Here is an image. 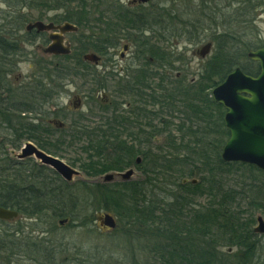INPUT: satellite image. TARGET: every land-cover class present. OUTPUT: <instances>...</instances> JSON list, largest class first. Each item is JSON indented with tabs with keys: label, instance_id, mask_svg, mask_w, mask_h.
I'll return each mask as SVG.
<instances>
[{
	"label": "trees",
	"instance_id": "obj_1",
	"mask_svg": "<svg viewBox=\"0 0 264 264\" xmlns=\"http://www.w3.org/2000/svg\"><path fill=\"white\" fill-rule=\"evenodd\" d=\"M17 1L27 3L25 0ZM44 1L49 2V0ZM66 1H69L70 5L74 0ZM77 1L83 9H86L87 0ZM90 1L97 7L103 5V0L102 2L101 0ZM200 1L204 11L203 15L206 16L202 19L213 20L216 33L220 32L218 24L221 19H224L222 24L228 27L234 18L260 4V2L254 4L256 0H208V11H206V0ZM170 2L171 0H165L163 4L164 18L162 20L151 21L150 17L140 18L141 16L138 17L136 14L132 16L126 12L124 22L139 32H145L147 27H153L152 30L156 26L165 27L168 23L185 24L181 19L176 20L178 17L174 14V6L169 5ZM55 3L63 5L60 1H55ZM168 9H171L170 15L166 14ZM80 11L83 12L73 14L68 20L78 25H86V22L90 21L87 16L94 14H89L85 10ZM95 13L97 16L94 21L100 24V29L101 26L104 28L102 32L100 30V33L94 32L96 34L94 44L90 45H94L92 47L95 51L104 52V47L114 43L110 35L115 33L114 25L116 21H119L116 20L119 17L116 19L111 15L108 17L106 13L108 14L109 11L104 12L101 9H96ZM22 17L24 16L20 12L14 20H9L8 28H0V30H15V32L0 31V127L11 130V135L14 136L9 140L12 145H16L15 147H18V139L23 137L32 138L38 142L43 141L36 137L40 131L37 125L27 122L21 116L22 112L29 110L26 97L15 99L17 96L15 92H12V81L8 78L17 63V57L20 56L27 42L25 38L30 36L28 33L16 32L22 29L19 25L23 23ZM201 21L196 18L190 26H198ZM227 21L229 22L226 26ZM188 22L182 28L180 35H188L189 38L194 34L196 38L195 30L187 28ZM236 36L228 28L217 35L221 41L220 49L208 62V69L199 77L202 81L199 82L198 79V86L195 89L177 85L168 89L160 86L158 82L156 86L151 82L148 85V98L146 99L149 105L154 107L159 105L162 109L164 105L175 108V103L180 99L183 100L186 107V113L183 112L185 123L177 129L181 137L177 138L174 132L170 131L167 123L165 125L168 128L153 123L158 112H147V110L143 111V116H139L147 120L144 126L147 128L146 131L143 128L139 130L140 132H130L125 137L120 136L122 132L115 127V124L116 122L124 123L120 121L125 120V117H121V120L120 118H108L107 121L104 120L103 128L98 127L95 132L86 134L88 147L83 149L88 155L86 160L82 161L81 167L87 174L96 176L109 170H120L130 166L133 162L139 166L134 158L141 154L142 161L146 164L145 168L143 165L139 166L145 175L144 180L107 184L84 183L86 191L84 190L82 196L74 195L66 186V182L62 181L59 186L48 181L44 184L34 182L30 186L23 187L27 176L12 171L18 165L7 156L4 163L0 162V206L17 210L19 215H26L37 225L42 217L48 214L53 219L69 217L72 222L81 220V227L88 226L84 229L87 231L90 230V224L87 222L89 220L80 218L82 216L80 204L110 211L118 217L119 222L127 230L133 231L132 238L126 235L130 249L137 246L132 243L134 240L138 244L140 240L144 241L141 249L152 256L153 264H255L254 258L260 247L251 227L255 220L244 218L243 211L234 206L240 198V193L236 189L225 188L222 175L227 167L234 165L248 166L251 170H258L263 174L264 171L250 164L222 160L221 152L230 137V131L223 119L224 108L213 99L211 91L207 95L204 94L205 90L212 89L222 82L227 74L237 66L251 75L259 73L260 66L257 62L249 60L243 65L237 61L241 58L247 59L248 51L264 46V42L257 45L244 42V48H241L240 39ZM141 46L140 52L144 55L148 52L147 46L143 43ZM222 47L224 48L221 49ZM151 51L149 53L154 54V58L162 57L157 51L154 53ZM150 57L153 58L151 55ZM146 60L149 61V58ZM57 73L61 75L62 71L58 70ZM50 75H53V71ZM148 76L149 79H154L153 75ZM4 94L9 96L4 97ZM205 107L210 110L211 114L206 112ZM16 112L19 114L17 115ZM149 113L155 114L153 116ZM163 134H167V139L164 146H159L155 138ZM129 136L132 139H128ZM186 137L189 139L185 142ZM4 139L7 140V138ZM4 144L5 142L0 141V155L7 153L2 147ZM54 145L55 143L40 146L50 154H55V151L51 150V147L56 148ZM178 167L182 169L177 170ZM186 169H188L187 172H185ZM195 176L199 177L197 183L183 181L185 178ZM166 191L171 200L168 198L169 202L161 206L159 203L162 197L159 195L160 192ZM204 195L207 201L202 206L196 201ZM208 197H210L209 200ZM251 204L258 206L255 202ZM84 210L86 213L87 210L85 208ZM181 217H186V219ZM0 222L8 223L4 220ZM14 230L10 231L6 227L0 230V259L5 256L8 258L22 257L23 259L30 257L31 260L38 261L42 258L44 264H52L54 256L44 236L40 237L38 234L32 238L23 236L21 228ZM135 234L141 236L137 235L135 238ZM224 246L228 248L226 251L221 249Z\"/></svg>",
	"mask_w": 264,
	"mask_h": 264
},
{
	"label": "rangeland",
	"instance_id": "obj_2",
	"mask_svg": "<svg viewBox=\"0 0 264 264\" xmlns=\"http://www.w3.org/2000/svg\"><path fill=\"white\" fill-rule=\"evenodd\" d=\"M25 1L27 3H22L17 0H0V28H8L9 20H14L20 12L24 16L22 17L23 23L19 24L22 26V29L20 28V34H25L27 31L32 30H35L36 32L47 31L45 32L46 34H50L53 31L60 32L58 28L53 30H38L37 27L28 29L30 24H34L36 22H42L45 24L52 23L56 27H60L64 23H71L77 28L76 30L64 33V41L71 47V53L68 56L62 55L63 57L59 58L52 57L54 54L45 53L44 50L47 45H44L41 40H33L29 42L25 41L26 43L24 48L21 51L20 56L16 59L17 63L10 72L11 76L9 78L12 81L14 89L30 86L36 77L41 76L40 73L44 72V68L52 70L51 65H53L54 62H60L65 64V66L69 68V71H71L74 75V78L72 79H74L75 82L71 86V89L74 91H76V86H81V90L86 91L87 93L89 91V86H95V82L93 81L94 74H96L95 76H97L101 82L105 83L108 88L113 85L115 80H117V78L114 77V74H117L119 77H123L125 73H130L133 70L136 71L141 64H143V66H147L150 74L154 76L152 82H158L160 83V86L168 89H172L177 85L178 87L181 86L184 88L192 87L193 90L196 86H198L197 81L199 77L202 73L205 74L208 69V62L220 49L221 41L217 37L220 32L226 31L228 28L230 31L235 33L237 35L236 37L240 39L241 44L239 46L241 48H244V42L251 43L252 45L264 42V0H256L254 4L257 2H260V4L251 8L248 11L249 13L246 12V10V13L244 12L240 16L234 18L228 27H225L222 24L224 19H221L218 24V30L220 32L217 33L214 32V25L212 23L214 22L213 20L205 21L202 19L205 15H203L204 11L200 5V0H171L169 5L174 6V14L178 17L176 20L181 19L185 22V24L188 20H191L187 23V28L190 27L192 31L195 30L194 33L197 35L196 38L194 34L189 38L188 35H180L182 28L185 26L183 23H168L165 27L158 28V26H156L153 30V27H147L145 32H139L125 24L124 16L126 12L132 16H134V14L138 17L141 16L140 18L150 17L151 21L162 20V18H164L163 4L165 0H148L147 2L137 0L135 3L132 2L133 0H103V5H99V7L92 4L90 0H87L88 3L86 9H83L77 0H74L70 5L69 1L67 2L66 0H54V2L53 0H49V2L38 0L35 3H33V1L36 0ZM55 1H60L63 5L56 4ZM207 2L208 0H206L205 5L206 11H208ZM96 9H101L104 12L109 11L108 14L106 13V16L108 17L110 15L115 19L119 17L116 19L119 21H116L114 25L115 33L112 36L110 35L111 40L114 41V43L104 47V52H97L92 47L94 45H90L94 44V35H96L94 32L100 33V30L102 32L104 28V26H101L102 28L100 29V24L94 21L97 16V13H95ZM80 10H85V12H88L89 14H94L87 16V19L90 21L86 22V25H78L75 24V22L68 20L73 14L75 15L83 12ZM166 14L170 15L171 9L166 10ZM196 18H199L202 21L198 23V26H190V23H192V21H196ZM228 22L229 21H227L226 26L228 25ZM195 27L197 29V33ZM216 39L218 40L217 43ZM141 41L145 46H147L146 50L148 52L146 54L144 53V55L140 52V50H142ZM208 42H212V49L206 57L202 58L197 51H199L201 47ZM125 43H130V50L126 52V59L121 60L120 54L123 51L122 48ZM223 48L224 47L221 49ZM149 51L152 53L157 51L159 56L162 55V58H154V54H150ZM89 52H94L101 56L102 59H100L101 62L98 67L90 66L89 64V66H86L87 64H81L83 61V54H87ZM150 55L153 56L155 60V63L152 65L147 64L149 61L146 60V58L150 57ZM249 60L250 59L247 57V59L241 58L237 62H241L245 65ZM66 75L73 77L70 73ZM157 76L159 78H157ZM200 81L202 80L199 79V82ZM86 82H88L86 85L87 87L83 85ZM211 90L212 89L205 90L204 94L207 95ZM28 92L31 93L28 94L29 103L27 106H29L31 111L26 113V120L31 121L33 118L41 120L43 118L45 121L47 117L40 113L52 110L55 106L53 104L55 101H52L51 103L48 98L49 100H46L47 103L39 108L40 97H37L32 92V89H29ZM67 93L63 97V102L61 101V106H63L64 103L67 104L72 98V94ZM105 93L108 97H110V92L108 90ZM102 97L103 96H101V98ZM122 98L129 100L135 99V96L134 94L132 97L124 95ZM96 99L93 101H91V99L86 101L84 100L82 111H79L76 115H65V118L62 119V122L64 123V126H62L63 128H61L58 132H55L58 137L53 138L55 140L60 138V140L63 141L60 142L62 145H57V143H55L54 147L56 148L51 147V150L55 151V154L52 155L61 159L64 163L77 171L71 180H66L52 165L43 163L35 154H28L24 156V147L28 146L26 145L27 142H32L27 140L26 137H23L18 139V147H15L16 145H12L9 140L10 137L14 136L11 135V130L6 128L3 129L1 127L0 141L5 142L2 147H4L7 153L0 155V162L4 163V159L9 156L11 160L17 163L18 166H15L12 171L17 172L20 175L25 174L27 176L23 183L24 185H22L23 187L25 185L30 186L31 184H34V182L44 184L48 181L59 186V183L62 181L66 182V186L70 188V191L74 195L77 196L84 195V190L86 191L85 186L83 185L84 183L107 184L113 182L144 180L145 175L139 166L143 165L145 168L146 164L142 161L143 157L141 154L136 155L134 158L141 159L139 166H136L135 162H133L126 168L120 170H109L96 176L89 175L84 169H82L81 163L84 159L86 160L88 155V153L83 149L88 147V137L86 134L95 132L96 128L98 130V127L103 128L104 120L107 121L108 118H113L109 117L111 116V110L104 105L103 101L100 98ZM146 108L148 109L147 112H158L156 120L153 121V123L160 125V127H167L165 125L167 123L170 131H173L177 138L181 137V134L177 133V129L180 125L185 123L184 113H186V107L182 99L175 103V108L164 105V108L162 109L160 106L154 107L149 104H147ZM205 110L207 113L210 112V110H208V108L206 109V107ZM62 113L65 114L64 112ZM16 114L18 115L19 113L16 112ZM39 114L41 117H39ZM149 114L154 116L155 113ZM147 115L148 114L146 113V116ZM57 118V120L61 119L58 116ZM135 119H138V122L142 124L143 127H140V130H143L147 120L141 121L142 118H139L138 116L137 118L132 119L133 124L136 122ZM208 120L210 121V118ZM36 124L39 123L36 122ZM43 124L45 125L46 123ZM83 125L84 128L79 129ZM144 130L146 131L147 128ZM126 134L127 133L123 131L120 136L125 137ZM32 135L35 136V134ZM166 135H158L155 138L156 144L164 146L167 139ZM3 137L7 138V140ZM129 137L128 139H132ZM188 139L189 138L186 137L184 141L186 142ZM137 140H139V138H137ZM57 142H59V139ZM32 145L38 147V145L34 142ZM44 151L46 150L44 149ZM179 169L182 168L178 167L177 170ZM130 171H132L130 178L124 179V176L129 174ZM187 171L188 169L185 170V172ZM112 174L114 175V179L107 181L105 178ZM222 177L225 188H233L240 193L241 199L239 198L234 206L243 211L244 218L255 220L254 224L251 226L254 231V227L257 224V217L262 216L264 218V174L258 170H251L248 166L234 165L227 167ZM198 178L199 177L195 176L192 178H185L183 181L187 183L196 180L197 183L199 180ZM159 196L162 197L159 203L161 206L169 202V199L171 200L167 191L160 192ZM209 199L210 197H208V200ZM206 201L207 197L204 195L197 199L196 202L203 206ZM249 202H255L258 206H253ZM80 208L82 210V216H80V218L89 220L87 222L90 224L89 229L91 232H89L90 230H84L87 229L88 226L85 228L81 227V220L72 222L69 217L53 219L48 213L47 216L44 215L42 217L39 225L33 223V219H29L26 215H19L16 219L6 221L8 222L7 224L0 222V230L4 227L10 231L21 228L23 230V236H30L32 238L38 234L40 237L44 236L47 241L46 244H48L49 248H51V254L54 256L52 257V264H153L152 256L141 249L144 241L140 240V243L138 244V242L134 240L132 243L137 246L136 248L132 247L130 249L126 235H128L129 238H132L133 231L129 229L127 230L125 226L119 222V219L115 216V214L103 209L100 210L101 208H92L91 205L88 207L80 204ZM84 208L87 210L86 213ZM91 208L92 211L90 210ZM101 212L110 213L115 217L117 223L115 228L100 227L97 221V215ZM181 218L186 219V217ZM43 231L45 232L44 234ZM137 235L141 236L140 234H135V238ZM255 238L259 242L260 246L258 254L254 258L255 264H264V234L255 233ZM221 249L226 251L228 248L227 246H224L221 247ZM40 263L44 264V260L42 258L38 261L31 260L30 257L23 259L22 257L8 258L5 256L0 259V264Z\"/></svg>",
	"mask_w": 264,
	"mask_h": 264
},
{
	"label": "water",
	"instance_id": "obj_3",
	"mask_svg": "<svg viewBox=\"0 0 264 264\" xmlns=\"http://www.w3.org/2000/svg\"><path fill=\"white\" fill-rule=\"evenodd\" d=\"M144 2L147 0H143ZM37 27L38 30H53L58 28L60 32L50 35L51 43L45 48V53L55 55H68L71 47L64 41V33L76 30L71 23H64L60 27L54 24L36 22L30 24L28 29ZM127 49V46H124ZM212 42L201 47L198 54L204 58L210 53ZM248 58L259 63L260 72L257 75L245 73L240 67L231 71L225 79L212 90L213 99L222 104L227 112L225 125L230 130V137L221 152L224 162H241L253 165L264 171V46L250 50ZM83 59L98 63L100 57L95 53H87ZM35 154L43 163L52 165L66 180H71L77 173L75 169L64 163L61 159L39 150L32 144H28L23 150V155ZM141 159H137L140 163ZM131 172L124 176L129 179ZM107 181L114 179V175H108ZM196 183V180H193ZM19 216L17 210L0 206V219L10 221ZM97 221L101 228H115V217L110 213H99ZM254 232L264 234V218L257 217Z\"/></svg>",
	"mask_w": 264,
	"mask_h": 264
},
{
	"label": "flooded vegetation",
	"instance_id": "obj_4",
	"mask_svg": "<svg viewBox=\"0 0 264 264\" xmlns=\"http://www.w3.org/2000/svg\"><path fill=\"white\" fill-rule=\"evenodd\" d=\"M136 1L137 0H133L132 2L135 3ZM1 31L2 32H8V31L15 32V30H1ZM16 32L20 33L21 30L16 31ZM45 32H47V31H45ZM45 32H36L35 30L27 31V33L30 34V36L26 37L25 39H27L28 42L33 41V40H41L44 45L48 46L51 43L50 35L52 33H58V31H53L50 34L49 33L46 34ZM125 45L127 46L126 50L124 49ZM122 49H123V51L120 54V59L124 60V59H126V52H128L130 50V43H125L123 45ZM52 57L59 58V57H63V56L62 55H57V56L54 55ZM99 57H100V59H102L101 56H99ZM148 58H149V62H147V64L152 65L155 63L154 58H152V57H148ZM161 58H159V59H161ZM82 59H83V56H82ZM100 62H101V60L98 63L92 64L93 62L83 60L81 64L82 65L87 64L86 66L90 65V66H97L98 67ZM44 69H45L44 72L40 73L41 76L36 77L33 80V82L31 83V85L28 87L14 89V86L12 84V88H13L12 92H15L14 93L15 96H17L15 99H17V100H19L22 96H25L27 103H29L28 94H30L31 92H28V90L32 89V92L37 97H40L39 108L47 103L46 100L50 99L51 103H52V101H55V102H53V104L55 106L52 108V110H50V111L48 110L49 112L46 111L44 113H40V114H44L47 117V119H45V121L43 118L41 120L40 119L36 120L33 118L32 119L33 121L32 120L27 121L26 120L27 119L26 113H29V111H31L30 109L25 110L21 114V116L24 117L27 122H33L35 124H36V122L39 123V124H36L37 129L40 130L38 132V134L36 135V137L43 139V141L38 139L39 140V142H38L37 140L32 139V138H28L27 140H30L32 143L33 142L36 143L39 148L37 146L36 147L40 150L43 149L40 146L42 144L43 145H47V144L51 145V144L57 143V145H62V144H60V142L63 140H60V138H58L59 142H57L58 139L57 140L53 139L54 137H58V135L55 132H58L61 128H63L62 126H64L62 119L65 118L64 116L67 114L76 115L79 111H82V107L84 106V104H83L84 100L86 101L89 99H91V101H93L96 98H98V99L100 98L103 101L104 105L107 106L111 110V117L120 118V120H121V117H125V120L120 121V122H124V123H117L116 122V124H115V127L119 128L120 131H122V132L124 131L126 133H130L133 131H139L140 127H143V126L138 124L139 123L138 119H135L136 122H134V124H133L132 119L137 118L138 116H143V114H144L143 111L148 110L146 108L147 104H148V100L146 98H148V90H149L148 85L150 84V82L152 85H155V86L158 84V83L156 84V83L152 82V79L148 78L149 77L148 75L150 74V72L147 69V66H143V64H141L139 66V68L136 69V71L133 70L130 73H125V75L123 77H119V76H117V74H114V77L117 78V80H115L113 82V85H111L108 88H107V85L105 83L101 82V80H99L98 77L95 76L96 74H94L93 75V81L95 82V86H89V91L86 93V91L81 90V86H76L75 87L76 91L71 89L72 84H74V82H75V80L72 79V78H74V75L71 71H69V68H67V66H65V64H62L60 62H54L53 65H51V69H53V70H50V69L47 70L46 68H44ZM58 70L62 71L61 75H58V73H57ZM123 70H124V68H123ZM123 70H121V71H123ZM52 71H53V75H50V73H52ZM69 73L73 77H69L66 75ZM10 76L11 75L9 74L8 78ZM143 77H146V79H143ZM87 84H88V82L84 83L83 85L86 86ZM107 90L110 92V97H108L107 94L105 93ZM67 92H69V93H67ZM211 92H212V90H211ZM5 93H7V91ZM66 93L72 94V98L69 100V102L67 104L64 103V105L61 106V101L63 102V100H64L63 97ZM133 94L135 96V99L127 100V99L122 98L124 95H128V96L132 97ZM5 96L8 97L9 95L4 94V97ZM101 96H103V97L101 98ZM31 100H32V98H31ZM50 102H48V103H50ZM223 108H224V116H223V119H224L225 114L227 112V109L224 106H223ZM40 112H42V111H40ZM62 112H64L65 114H63ZM40 114H39V117H41ZM57 116L61 119L57 120L58 119ZM34 121H36V122H34ZM141 121H144V119H142ZM43 123H46V124L44 125ZM139 125H140V127H139ZM83 128H84V125L82 127H80L79 129H83ZM52 141H55V142H52ZM32 143L27 142L26 145L32 144ZM42 151L47 153V154H50V153L44 151V149ZM50 155H52V154H50Z\"/></svg>",
	"mask_w": 264,
	"mask_h": 264
}]
</instances>
